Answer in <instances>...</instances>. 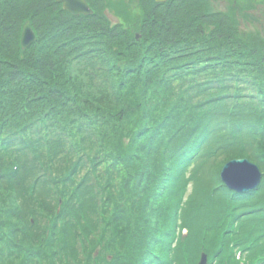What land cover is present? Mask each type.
Returning <instances> with one entry per match:
<instances>
[{
    "label": "trees",
    "instance_id": "1",
    "mask_svg": "<svg viewBox=\"0 0 264 264\" xmlns=\"http://www.w3.org/2000/svg\"><path fill=\"white\" fill-rule=\"evenodd\" d=\"M133 1L137 41L99 2L74 17L54 0H0V264H158L186 205L205 207L176 202L192 164L248 157L264 171V40L202 0ZM27 21L36 40L22 50Z\"/></svg>",
    "mask_w": 264,
    "mask_h": 264
},
{
    "label": "rangeland",
    "instance_id": "2",
    "mask_svg": "<svg viewBox=\"0 0 264 264\" xmlns=\"http://www.w3.org/2000/svg\"><path fill=\"white\" fill-rule=\"evenodd\" d=\"M55 1V0H54ZM207 4L208 7H210L211 9H214L216 11H220V12H225L226 13H230L229 15H231L233 12L235 15L238 16V18L241 17V13H242V6L238 3H235L236 6L235 8H226V6H221L219 3V0H204ZM100 3L101 7H104L103 11H102V16L104 18V20H106V22L110 25H117V24H121L122 26H124V28L126 30H128L129 32L132 33V35H134V38L136 40V36H138L139 38H141V32L139 30V25L137 24L140 19L142 14L139 12L137 5L134 4L133 0H87L86 4L89 3H93V4H97ZM153 4L154 1L152 0ZM58 4V3H56ZM61 6V4H58ZM151 6V4H150ZM148 5L147 7V13H148V9H152V7H150ZM140 7V6H139ZM214 7H216L217 9H215ZM142 8V7H141ZM61 10L63 11V9L61 8ZM232 10V11H231ZM241 11V13H240ZM66 12V11H63ZM67 13V12H66ZM145 13V12H144ZM69 14V13H68ZM71 15V14H70ZM145 14H143L144 16ZM72 16V15H71ZM82 16V15H80ZM251 18L253 19V21L257 24L254 25H250V21H243V22H239L238 24V28L239 31L242 33L241 35L244 37H248V39H246L247 43H252L248 40H253L254 36H258L259 34L256 33L253 35L254 32H258L257 30L254 29V27H250V26H255V27H259L261 32H262V39L264 40V13H257V12H253L250 14ZM74 17H78V16H74ZM127 17V18H126ZM225 17H227V15H225ZM229 19V18H228ZM213 20H217V21H223V18L221 17H213ZM224 22V21H223ZM208 28H213V24L212 23H206ZM239 41H245V39H238ZM137 41V40H136ZM72 75L76 76V79L86 83L87 81H90L94 88L96 93H99L100 91H102L103 89L99 86V84L93 79V78H99L94 72L90 71L89 68L85 65L82 66H78L75 65L74 66V70H72ZM221 165V161L217 160L214 162L213 166H206L203 167V172L206 174L212 173L213 170L218 169ZM214 167V168H213ZM187 194L189 196H191V190L190 188L187 189Z\"/></svg>",
    "mask_w": 264,
    "mask_h": 264
},
{
    "label": "water",
    "instance_id": "3",
    "mask_svg": "<svg viewBox=\"0 0 264 264\" xmlns=\"http://www.w3.org/2000/svg\"><path fill=\"white\" fill-rule=\"evenodd\" d=\"M56 3L62 5L64 11L69 12L74 16L91 15L85 0H55ZM157 3H164L167 0H155ZM35 40V36L30 28L29 22H26L21 34V47L27 48ZM222 180L230 189L238 192H243L254 188L259 179V173L256 167L250 165L245 160H236L228 163L222 170ZM204 264V257L201 263Z\"/></svg>",
    "mask_w": 264,
    "mask_h": 264
},
{
    "label": "bare ground",
    "instance_id": "4",
    "mask_svg": "<svg viewBox=\"0 0 264 264\" xmlns=\"http://www.w3.org/2000/svg\"><path fill=\"white\" fill-rule=\"evenodd\" d=\"M202 3H204V4H202L203 7H204V9H206L207 12H209V13H211V14H214V15H222V16L227 15V18H229V19L231 20V22L233 23L234 26H238L239 22H243V21H245V22H246V21H250V25H254V24H256V23L253 21V19L251 18V16L249 15V14H251V13H248L246 7H245V8L242 7V8H243L242 13H241V11H240V13H241V17L238 18V16L235 15V14H231V15H229L230 13H226V14H224L225 12L223 13V12L216 11V10H214V9H211L210 7L207 6V4H206L203 0H202ZM246 11H247V12H246ZM238 21H239V22H238ZM256 25H257V24H256ZM250 27H254V29L258 31V32H254L253 35L256 34V33H258V34H259V37H258V36H254V38H258V39H262V38H263V37H262V32H261V30H260L259 27H255V26H250ZM239 33L242 34L240 31H239ZM261 37H262V38H261ZM217 58L220 59V60H226L225 58H223V54H222L221 51H217ZM102 128H103V129L105 128L104 122H102Z\"/></svg>",
    "mask_w": 264,
    "mask_h": 264
},
{
    "label": "flooded vegetation",
    "instance_id": "5",
    "mask_svg": "<svg viewBox=\"0 0 264 264\" xmlns=\"http://www.w3.org/2000/svg\"><path fill=\"white\" fill-rule=\"evenodd\" d=\"M238 2L242 7H246L248 13H253L254 11L259 14L264 13V0H219L220 5L226 6V8H235L236 6L234 5ZM214 8L217 9L216 7Z\"/></svg>",
    "mask_w": 264,
    "mask_h": 264
}]
</instances>
